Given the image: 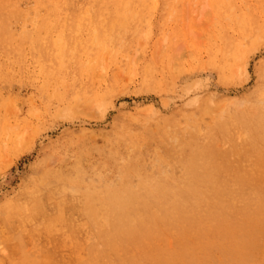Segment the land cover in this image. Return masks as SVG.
<instances>
[{"label":"rangeland","instance_id":"374dc122","mask_svg":"<svg viewBox=\"0 0 264 264\" xmlns=\"http://www.w3.org/2000/svg\"><path fill=\"white\" fill-rule=\"evenodd\" d=\"M128 1L141 17L105 21L84 13L83 0L66 2L67 16L54 2L0 0V264H73L120 208L138 205L139 186L157 201L138 206L162 207L167 192L208 172L202 161L231 187L238 174L264 182V147L248 132L264 127V36L249 32L264 30V0ZM226 37L230 70L213 54ZM25 200L30 217L6 220ZM236 216L213 232L233 239L210 251L211 264H235V238L264 256V232L236 228ZM150 230L167 248L186 233Z\"/></svg>","mask_w":264,"mask_h":264},{"label":"bare ground","instance_id":"6f19581e","mask_svg":"<svg viewBox=\"0 0 264 264\" xmlns=\"http://www.w3.org/2000/svg\"><path fill=\"white\" fill-rule=\"evenodd\" d=\"M33 1L34 0H32V3H33ZM46 1L47 2H54V4H52V6H53V10L55 12H58V13L63 12V11L65 13L68 11L72 12V13L74 12V10H68L69 8L68 9L66 8V6L69 4L66 2H71L74 0H35V2L37 3L36 6H41L40 4L44 3ZM83 1L86 2V10L84 11V13H86V14L90 13V15H93L94 17H101V18L105 17V21H110V20L119 19V18L126 19L127 16H129V15H137L135 13V12H137V10L135 11L129 6L128 0H112L115 3V5H111L112 3L110 4L109 0H83ZM134 1L132 0L133 4H134ZM226 1H228V0H226ZM230 1H232V0H230ZM153 2H155V1H153ZM222 2H224V1L222 0ZM149 3L151 4V2H149ZM18 4H20V2ZM262 4H263V2H262ZM78 5H79V3H78ZM141 5H142V3H141ZM143 5H145V4H143ZM147 5H148V7L150 6L149 4H147ZM261 5L259 6L260 9L264 6V4L262 6ZM25 6H26V4H25ZM12 7H14V6H12ZM20 7L21 6L19 5V8ZM45 7H48V6H45ZM67 7H69V5ZM138 8H140V7H138ZM138 8H136V9H138ZM263 8H262V10H263ZM134 9H135V7H134ZM145 10H146V8H145ZM5 11L8 12L7 9ZM143 11H144V9H143ZM143 11H141V12H143ZM241 11L243 12V10H241ZM141 12H137V13L139 14ZM230 12H232V11H230ZM18 13H19V10H18ZM38 13H39V11H38ZM41 13H42V11H41ZM32 14H33V12H32ZM260 14L264 15L263 13H260ZM23 15H24V13H23ZM4 16H5V14H4ZM13 16H14V12H13ZM35 16H36V14H35ZM47 16H48V14H47ZM64 16H67V13ZM139 16H140V14H139ZM48 17H50V16H48ZM244 17L247 18L246 16H244ZM241 18H243V16ZM14 19H15V16H14ZM38 19H39V17H38ZM132 19L134 22V17ZM230 19H231V17H230ZM248 19H249V17H248ZM257 19H258V16H257ZM236 20L241 21V20L235 18V21ZM243 20H244V18H243ZM260 20H262V19H260ZM123 21L128 23V21H125V20H123ZM244 21H246V20H244ZM51 22H52L51 24H53L54 21H51ZM84 22H86V19ZM242 23H240V24H242ZM249 23H251V22H249ZM129 24H130V21H129ZM11 25H12V23H11ZM6 26L7 25L5 24V27ZM73 26L74 25L71 24L72 28H73ZM229 26H233V25H229ZM252 26L255 27L254 25H251L250 27H252ZM219 28H221V27H219ZM61 29H64V28L61 27ZM104 29H106V27ZM228 29H230V27ZM239 29H241V28H239ZM246 29H248L247 26H246ZM261 29H262V27H257L255 30H253V28H252V30H251L252 32H251V31H249L250 30V28H249L248 31L250 33H252L253 35H256L255 39H257L258 34H262L264 36V30H261ZM67 30H69V28ZM46 31H48V30H46ZM49 31H50V29H49ZM9 32H10V30H9ZM9 32H8V34L11 33V32L10 33ZM27 32H29V31H27ZM233 32L235 33V31H233ZM238 32H240V31H238ZM35 33H37V32H35ZM66 33L67 32H65V34ZM242 33H244V35L246 34V32H242ZM250 33L248 34V36L251 35ZM23 34H25V33H23ZM70 34L71 33H67V36L66 35L65 36L67 38H69L68 35L70 36ZM240 34H241V32H240ZM28 36H30V35H28ZM241 36H242V34H241ZM252 36H250V37H252ZM71 37H73V36H71ZM220 37H222V36H220ZM259 37H261V36L259 35ZM75 38H74V41H75ZM248 38H247V40H249ZM58 39H60V37ZM22 40H24V39H22ZM79 40H80V38H79ZM217 40H218V38H217ZM221 40H222V38H221ZM18 41L21 42L20 39ZM65 41H67V40H65ZM245 41L246 40H244V42ZM13 42H14V40H13ZM219 42H222V41H219ZM47 43L49 44L48 41H47ZM215 44L216 43L214 42V46H215ZM24 45H25V43H24ZM218 45H217V48H218ZM232 45L233 44H232V41L230 40V38L226 37L223 41V46H220V48L215 51L216 53L213 51L214 57H216L215 55H220V58L218 59L220 61L219 63H221V64L224 63L226 70H230L231 64H233L232 62H230L232 56L229 57V55H228L229 49L231 48ZM239 45H240V41H239ZM241 46H242V42H241ZM71 47L73 48V45ZM65 48H66V46H65ZM75 48H77V47H75ZM237 48H238V45L236 44V46L234 48H232L230 53L232 54V51L237 49ZM34 49H35V46H34ZM63 50H65V49H63ZM68 50H70V49H68ZM238 50H239V48H238ZM20 52H21V50H20ZM70 52H72V51H70ZM234 53H235V51H234ZM210 55H212V54H210ZM228 57L230 58V60ZM37 59H38V57H37ZM214 59L212 58L211 60H213V62H214ZM21 61L23 63V60H21ZM40 64H42V62ZM219 67H221V66H219ZM57 68H59V67H57ZM219 72H221V71H219ZM226 72H228V71H226ZM225 74H224V76H225ZM56 78H58V76ZM188 78L191 79L190 77H188ZM188 78H185V79H187L189 81ZM262 119H264V116L262 117ZM248 132L251 135L250 142L254 146H256L257 149L264 147V127L256 126L252 129H250ZM201 166L203 168L207 169L208 172H206L204 174H194V175H191L190 178L187 177L186 182H185V184L188 186L187 190H182L180 192H169V193L167 192L164 195L165 205L162 207L157 206V205L138 206L140 202L144 201L142 199V196L145 197L146 202L147 201H150V202H156L157 201L156 196H153L151 193H144V192L140 191L141 186H139V189L134 194L135 201L138 203V205H136V206H125V207L120 208L119 212L117 213V216L113 220L110 219L105 224V226H104L105 230L101 233V237L98 239H91L92 242L90 244V249L88 248V252L85 255H80V258H77L74 256L73 264H197L199 262H200L199 264H211V260H210L211 253H210V251H213V249L215 247H217L221 242L227 241L228 239H233V237H226L222 234L213 233V232L220 230L222 228H230L231 224H232L231 216L234 213H237V216H236L237 220L234 222V226L236 228H238L241 224L245 223V227H249L255 231L264 232V196H262V194L264 192V182L258 178L255 180H248V181L240 183L241 182V176H240V174H238L237 176H235L231 180V182L233 183L232 187H231L230 186L231 183L229 181H227L226 178H224L223 172L219 171L216 167H214L212 161H202ZM0 167L3 168L2 166H0ZM1 168H0V170H1ZM190 168L191 167H189L188 169H190ZM210 170H215V172L211 173V172H209ZM59 193H60V191H59ZM53 199H54V197H53ZM32 208H33V205L31 203H28L27 200H25L24 203H19V204L15 205L14 208L13 207H12V209L10 208V210H8L7 212H5L3 210L5 212L3 214V216L6 218V220H10L11 218L15 219L17 217V215H20V214L22 215V213H24V215L27 216L28 211L31 212ZM59 209H61V208L58 207L57 210H59ZM28 217H30V216L28 215ZM254 221H256L257 224H255ZM154 224H161L164 226L172 224L174 230H176L178 232L185 231L186 233L176 239V246H174L173 248H167L162 243L163 238L158 234L160 232L157 233V232L150 230V227ZM234 235H236V233H234L233 236ZM167 241L169 243L170 238H168ZM174 244H175V242L173 241V245ZM178 248L182 249V250L178 251L177 250ZM249 249H250V247L248 245H242V247H241L240 241L237 238H235L234 242H233L232 251H234L235 255H237L238 257H233L231 259L234 261L235 264H264V256H262L260 258H256L257 255H255L256 257L253 256L252 253H250L251 250L249 251ZM227 254L230 257V253H227ZM225 255H226V253H225ZM217 264H225V263L219 262Z\"/></svg>","mask_w":264,"mask_h":264}]
</instances>
